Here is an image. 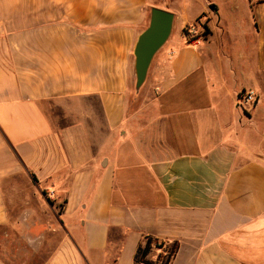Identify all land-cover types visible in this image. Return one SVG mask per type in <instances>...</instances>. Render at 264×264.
<instances>
[{"label":"crops","instance_id":"crops-1","mask_svg":"<svg viewBox=\"0 0 264 264\" xmlns=\"http://www.w3.org/2000/svg\"><path fill=\"white\" fill-rule=\"evenodd\" d=\"M229 4L0 0V239L21 221L33 250L0 264H149L147 236L158 263L176 243L167 264H264V0ZM153 6L174 25L137 89ZM22 177L49 219L17 201Z\"/></svg>","mask_w":264,"mask_h":264},{"label":"rangeland","instance_id":"rangeland-1","mask_svg":"<svg viewBox=\"0 0 264 264\" xmlns=\"http://www.w3.org/2000/svg\"><path fill=\"white\" fill-rule=\"evenodd\" d=\"M153 4L160 5L163 7H179L181 2L188 3L190 6V17H193L194 13L198 10H201L205 4L209 1L211 4H217L221 10H223L224 14L227 16H232L231 9L232 6L229 4V0H151ZM243 3V0H240ZM205 18L203 15H200L196 20L192 22L189 26H194L199 32L205 31ZM188 26V27H189ZM175 33L177 29L175 28ZM240 111L243 115L247 116L248 113L246 112L245 108L240 105ZM256 137V136H255ZM255 139V138H253ZM263 139V138H262ZM21 192L16 196L17 201L23 206V203L26 205L25 208L31 211H34L35 214L39 217V219H49L50 215H52V205L55 204V200L51 198L48 193L42 192V190L34 185L32 181L29 179L26 180L25 178H21ZM13 200L12 198L9 199V203L11 204ZM24 207V206H23ZM42 212H47V215H42ZM24 228V225L21 221H18L14 224L12 231L9 232V236L7 239L9 240L6 242L3 241L5 235L2 234L0 239V257L7 261L11 258V253L16 256L26 257L29 261L30 257H33V250L30 248L29 241L25 238V234L21 231ZM2 233V232H1ZM27 234V233H26ZM2 240V241H1ZM15 256V257H16ZM44 251L39 253L37 256L34 257V260H43L45 259ZM13 257V256H12Z\"/></svg>","mask_w":264,"mask_h":264},{"label":"water","instance_id":"water-1","mask_svg":"<svg viewBox=\"0 0 264 264\" xmlns=\"http://www.w3.org/2000/svg\"><path fill=\"white\" fill-rule=\"evenodd\" d=\"M172 11L153 6L148 26L141 32L135 45L136 88L144 84L155 55L168 41L174 25Z\"/></svg>","mask_w":264,"mask_h":264},{"label":"built area","instance_id":"built-area-1","mask_svg":"<svg viewBox=\"0 0 264 264\" xmlns=\"http://www.w3.org/2000/svg\"><path fill=\"white\" fill-rule=\"evenodd\" d=\"M191 25V24H190ZM187 25L185 27V36L188 42L193 43L204 37V32H199L194 26ZM259 100L258 93L253 89L243 90L239 95V103L245 109H250L257 104Z\"/></svg>","mask_w":264,"mask_h":264},{"label":"trees","instance_id":"trees-1","mask_svg":"<svg viewBox=\"0 0 264 264\" xmlns=\"http://www.w3.org/2000/svg\"><path fill=\"white\" fill-rule=\"evenodd\" d=\"M208 32H209V30H208L207 26L205 25V31H204L203 35L206 36L208 34ZM34 180H36V178H34ZM153 244L156 247H163L165 245L164 241H161V240L152 238L150 236H147L146 237L145 244L144 245L141 244L139 246L138 250H137V254H136V260H137V262L146 261L149 264H167L168 261H169V258L172 255V253H174L175 250H176L175 249L176 248V243L171 248L170 254H169L168 258L166 260H163L162 263H158V262H155V261H152V260H149V259L146 258L147 254L150 251V249H151V247H152ZM159 258H161V256Z\"/></svg>","mask_w":264,"mask_h":264}]
</instances>
